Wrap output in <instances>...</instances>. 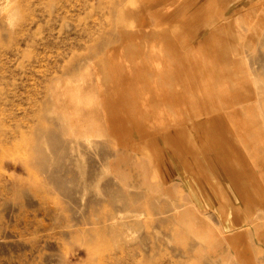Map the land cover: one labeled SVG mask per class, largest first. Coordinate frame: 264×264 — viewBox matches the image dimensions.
<instances>
[{
    "label": "rangeland",
    "instance_id": "1",
    "mask_svg": "<svg viewBox=\"0 0 264 264\" xmlns=\"http://www.w3.org/2000/svg\"><path fill=\"white\" fill-rule=\"evenodd\" d=\"M258 2L225 1L229 20L239 19L237 44L248 30L235 13L255 12ZM122 3L129 0H0V264H264V165L258 177L237 179L254 204L249 216L229 180L212 175L210 157L207 172L232 207L226 216L220 195L192 194L175 160L163 153L154 162L133 130L107 119L115 113L104 112L98 88H107L106 50L121 44ZM150 13L133 35L152 32ZM253 31L243 58L264 82V33ZM191 41L178 45L185 51ZM255 102L264 108L260 85ZM240 154L228 163L239 172Z\"/></svg>",
    "mask_w": 264,
    "mask_h": 264
},
{
    "label": "bare ground",
    "instance_id": "2",
    "mask_svg": "<svg viewBox=\"0 0 264 264\" xmlns=\"http://www.w3.org/2000/svg\"><path fill=\"white\" fill-rule=\"evenodd\" d=\"M202 1L208 0H172L170 5H166L165 0H129L128 5L122 3L118 6L116 24L121 44L107 49L102 60L108 65L107 88L99 85L100 99L104 112L115 113L105 115L107 119L133 130L154 162L160 161L163 153L170 160H175L169 165L177 169L192 194L203 191L209 193L208 197L220 195L225 203L222 213L229 216L232 207L225 192L218 188L217 182L207 172L211 168L208 161L213 157L217 172L213 171L212 175L218 174L224 183L229 180L234 187L233 199L236 197L239 201L237 207H243V212L250 216L254 213V204L250 197H245L237 179L240 173L258 177L259 171L263 172L264 128L259 121L262 111L258 103L249 104L256 97L255 91L233 54L229 53L226 58L224 48H209L207 41L189 46L185 51L179 47V41L188 42L194 9H203ZM203 7L214 8L209 4ZM148 10L157 18L156 24L146 36L136 37L132 28L146 27ZM218 30L224 31L225 27ZM132 37L138 43L130 44L129 38ZM214 72L219 73L218 77ZM130 134L133 135L132 131ZM250 138L251 144H248ZM238 141L245 142L244 151L238 150ZM221 147H225V151ZM238 154L243 155L245 161L241 172L228 165ZM179 160L183 164L175 165ZM252 161L255 170L250 168ZM199 175L201 177L197 178ZM255 191L258 192L257 189ZM246 251H240L241 255L247 254Z\"/></svg>",
    "mask_w": 264,
    "mask_h": 264
},
{
    "label": "crops",
    "instance_id": "3",
    "mask_svg": "<svg viewBox=\"0 0 264 264\" xmlns=\"http://www.w3.org/2000/svg\"><path fill=\"white\" fill-rule=\"evenodd\" d=\"M199 1V0H198ZM201 1V0H200ZM209 1V3H208ZM206 2L202 1L201 4L202 8H195L193 12V22H192V29L190 28L188 33L189 36L187 37V40L192 39V46L199 44L200 42L207 41V47H219L224 48L223 55L224 57L227 56L228 58L229 53L233 54L238 59V63L241 66V70L244 73V77L250 82V86H252L254 89V95L257 96L258 94V88L260 85V90H264L263 83L261 80L253 78L252 74L250 72L251 68L246 64V61L243 58V48L246 46H251L253 40V31L254 28H249L250 24L254 20V24L258 25L260 27L259 30L254 29V33H264V0H259V2L256 4L255 12L253 11L254 8L250 7L249 10H242L238 9L235 13V16L239 18H245V22H247L246 25V31L248 33H244V39H246V43H240L238 41V44L236 43V40H233V34H238L240 31L238 30L235 33V27L239 29V19L229 20L230 17H227L226 13L224 12V6L226 0H208ZM213 2V4H212ZM215 2V3H214ZM209 4L210 6L213 5L214 8H207L204 9L205 5ZM237 14V15H236ZM239 14V15H238ZM217 25V26H216ZM254 25V26H255ZM220 27H225L224 31H219L218 29ZM211 28V29H210ZM215 30V31H214ZM222 32V33H221ZM206 34V35H201ZM241 37L243 38V35L241 34ZM214 42V45L212 43ZM215 42L217 43V46H215ZM237 45V46H236ZM240 47V48H239ZM235 54V55H234ZM241 56H240V55ZM218 77V76H217ZM263 94L262 92L260 93ZM261 111L263 112V108H261ZM263 154V153H262Z\"/></svg>",
    "mask_w": 264,
    "mask_h": 264
}]
</instances>
